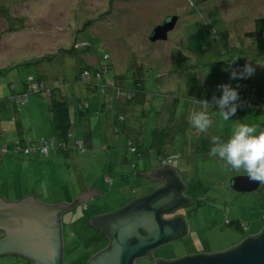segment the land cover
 Instances as JSON below:
<instances>
[{
  "label": "rangeland",
  "instance_id": "1",
  "mask_svg": "<svg viewBox=\"0 0 264 264\" xmlns=\"http://www.w3.org/2000/svg\"><path fill=\"white\" fill-rule=\"evenodd\" d=\"M171 15L179 21L169 39L151 43L150 33ZM262 17L264 0H0V152L9 147L26 156L3 157L0 198L19 202L32 194L38 202L59 205L72 204L89 188L98 192L91 197L94 204L79 202L61 216L64 263L86 264L110 242L89 220L149 194L158 182L141 173L166 165V159L193 201L177 211L189 233L137 264L224 252L258 235L264 227V184L253 193H236L228 180L246 174L226 169L209 152L210 137L228 139L236 121L264 130V53L247 34ZM75 44L81 50L74 55L59 51ZM106 55L111 66L103 84L95 81L96 71L76 82L85 63L102 69ZM246 64L254 68L251 76L231 78ZM62 82L76 101L77 134L71 142L83 146L74 143L67 156L51 150L42 158L41 148L56 138L45 95L62 91ZM36 84L40 89L34 93L30 85ZM223 84L237 89L241 106L229 121L212 113L214 125L200 133L189 124L191 112L199 110L194 97H220ZM81 97L89 103L86 112ZM89 118L91 137L84 127ZM17 142L38 152L19 153ZM239 223L247 228H237ZM0 264L30 263L4 256Z\"/></svg>",
  "mask_w": 264,
  "mask_h": 264
},
{
  "label": "water",
  "instance_id": "2",
  "mask_svg": "<svg viewBox=\"0 0 264 264\" xmlns=\"http://www.w3.org/2000/svg\"><path fill=\"white\" fill-rule=\"evenodd\" d=\"M178 16H172L153 29L151 43L165 42L176 28ZM5 155H0L1 157ZM142 176L162 184L150 194L132 200L121 209L91 218L89 225L104 234L109 246L95 254L87 264H137L163 246L183 240L189 226L183 216L167 220L177 210L192 204L185 197L187 187L173 166L154 168ZM236 193L249 194L262 184L246 175L229 181ZM88 192L72 204L47 205L29 195L19 202L0 198V257L16 256L30 264H65L61 216L77 203L89 200L98 192ZM95 191V190H94ZM156 264H264V227L258 235L249 236L224 252L198 253L176 260L156 259Z\"/></svg>",
  "mask_w": 264,
  "mask_h": 264
},
{
  "label": "clouds",
  "instance_id": "3",
  "mask_svg": "<svg viewBox=\"0 0 264 264\" xmlns=\"http://www.w3.org/2000/svg\"><path fill=\"white\" fill-rule=\"evenodd\" d=\"M253 73L254 68L246 64L239 72L233 70L231 78H244ZM218 87L222 90V95L220 97L214 95L211 101L198 100L194 97V102L199 105V110L191 112L189 124L200 133H207L214 125L212 113H218L222 120L229 121L241 106L237 89L232 88L229 84ZM213 105L216 107V111L212 110ZM210 143L212 146L209 155L222 161L226 169L246 174L249 180L264 184V130H259L257 125L236 121L228 139L212 135ZM165 163H169V161Z\"/></svg>",
  "mask_w": 264,
  "mask_h": 264
},
{
  "label": "trees",
  "instance_id": "4",
  "mask_svg": "<svg viewBox=\"0 0 264 264\" xmlns=\"http://www.w3.org/2000/svg\"><path fill=\"white\" fill-rule=\"evenodd\" d=\"M172 16H176V15H171V16L166 17L164 22L166 20H168ZM177 24H178V22H177ZM247 34H248V37H250V38H252V39H254V40H256L258 42V45L261 48V51L264 53V17L256 19V21H255V29L253 31L247 33ZM150 35H151V33H150ZM168 39H169V37H168ZM76 47L77 46L75 44V46L72 49L70 47L67 48V49H63L62 48L59 51L61 52L63 50V52H64L63 56L74 55L76 50L80 49V48H76ZM108 56L109 55H106L104 57V59L101 61V62H103L102 69L90 67L91 64L85 63V67L84 68H80V72H79V75L77 76L76 82L80 83L79 81L82 79L81 77L86 78L87 76H89V74H90V77L92 78L93 77L92 74L96 71L95 81H98L100 79L99 80V84L100 83L103 84L104 83V76H103L104 72L105 71H109L110 70V66H111V65L108 64L109 60H106V59H108ZM54 57H56L55 54H53L52 57H49V58L53 59ZM45 58H48V57H45ZM82 66H83V64H82ZM98 70H99V72H98ZM94 84H96V83H94ZM190 84H193V83L191 82ZM96 85H98V84H96ZM191 92H194V91L192 90ZM200 92H201L202 95L204 94V92L202 90ZM57 95L58 94L56 93V97H57ZM51 108H52V113H53V116H54L56 132L61 134L60 138L62 139V142H65L66 145L69 147L68 138H69V135L72 132V127H73L72 126L73 122H72V118H71V114H70V109H69L67 103L64 100H62V99H53V101L51 103ZM67 150H68V148L66 150L60 151L58 153L67 154ZM166 161H167L166 159L162 160V162H166ZM94 203H95V201H94ZM232 224H234V222L230 221V225H232ZM245 226L246 225L244 223H239L237 227L243 228Z\"/></svg>",
  "mask_w": 264,
  "mask_h": 264
},
{
  "label": "crops",
  "instance_id": "5",
  "mask_svg": "<svg viewBox=\"0 0 264 264\" xmlns=\"http://www.w3.org/2000/svg\"><path fill=\"white\" fill-rule=\"evenodd\" d=\"M79 84V83H78ZM70 86H71V84H69ZM60 86H63V90L62 91H60V89L58 88V92H56L58 95H57V97H56V95H55V93L54 92H46L47 93V95H45L46 97H48L49 98V100L48 101H51V103H52V101H53V99H62V100H64L66 103H67V105H68V107H69V109H70V114H71V118L73 117V119H74V123L72 124V126H74V128H72V132H71V134L69 135V138H68V141H69V144H70V150H71V152H70V150L67 152V154H69V153H73L74 151L73 150H75L74 149V143L75 142H71V138H74V136L77 134L76 133V126H77V111L75 110V106H76V101H75V97H74V95H71V94H68V92L66 91L67 90V88L64 86V82H62V83H60L59 84V86L58 87H60ZM50 89V88H49ZM49 89H47V91L49 90ZM50 91V90H49ZM42 92V91H41ZM63 93V94H62ZM55 98H54V97ZM81 99V106L83 105L84 107H85V112L87 111V104H89L88 103V101L87 100H85L84 98H79V100ZM27 101H30V96H29V99L27 100ZM86 103V104H85ZM98 103H99V101H94V104L93 105H98ZM110 103H111V105H112V103H113V101H110ZM0 110H1V108H0ZM71 111H72V113H71ZM73 119H72V122H73ZM82 120V119H81ZM51 125L53 126V128L55 129L56 128V126H55V122H54V116H52V120H51ZM90 126H92L91 125V118H89V120H88V123H86V124H84V127H85V130H86V136L89 134V136H87V137H91V130H90ZM18 127L19 128H23L24 127V123H23V121L22 120H20V122H19V125H18ZM84 133H85V131H84ZM53 137H56L55 139H61L60 137H61V134L60 133H57L56 132V129H55V134H54V136ZM18 138H20V139H15V140H19V141H23V142H26V140L27 141H29V140H33V139H25V138H22V137H18ZM15 140L12 142V143H10L11 145H13V143L15 142ZM62 140V139H61ZM27 144V143H26ZM3 149H8V151L6 152V153H2V152H0V155H5V156H9V155H11V156H22V155H18L16 152H13V151H11L10 150V148L9 147H6V148H3ZM64 155H66V154H64ZM5 156H2L1 157V160H0V163L2 162V160H3V157H5ZM67 156V155H66ZM22 157H26V156H22ZM37 157H42V155H37ZM44 157H47V156H43L42 158H44ZM49 157V156H48ZM32 158V157H31ZM33 158H35V156H33ZM8 163H9V165H12V161H8ZM161 166H164V165H161ZM165 166H167V165H165ZM93 197H96V196H93ZM89 203L90 204H94V199L93 198H91V199H89ZM264 208V207H263ZM264 219V218H263ZM246 225V224H245ZM246 228H247V225L245 226ZM237 228H240V227H237ZM241 230H244L243 228H240ZM96 232H98V233H101V232H99V231H97V230H95ZM93 257V256H92ZM91 257V258H92ZM90 258V259H91ZM89 259V260H90ZM89 260L87 261V262H89Z\"/></svg>",
  "mask_w": 264,
  "mask_h": 264
},
{
  "label": "built area",
  "instance_id": "6",
  "mask_svg": "<svg viewBox=\"0 0 264 264\" xmlns=\"http://www.w3.org/2000/svg\"><path fill=\"white\" fill-rule=\"evenodd\" d=\"M33 78H31V82H33ZM30 88L32 90V92H38L40 89V85L36 84V85H30ZM19 104H23V100L20 98ZM50 146V147H49ZM77 147L81 148L83 145L81 143H77L76 144ZM68 148V146L66 145L65 142H62V140H57L55 138H53L51 140V143H46L45 147L41 148L40 153L47 156L51 150L56 151V152H60L63 150H66ZM15 150L19 153H23L25 155H30L31 153H37L38 149L34 147V145L31 146V148H27V147H23L19 142L16 143L15 145ZM3 151L6 153L7 149H3ZM3 152V153H4ZM164 164H167L164 162Z\"/></svg>",
  "mask_w": 264,
  "mask_h": 264
},
{
  "label": "flooded vegetation",
  "instance_id": "7",
  "mask_svg": "<svg viewBox=\"0 0 264 264\" xmlns=\"http://www.w3.org/2000/svg\"><path fill=\"white\" fill-rule=\"evenodd\" d=\"M160 167H163V166H160ZM230 179H231V178H230ZM230 179L228 180V182L230 181ZM153 186H154V185H153ZM161 186H162V184L158 182V186L155 187V188H152L151 191L149 192V194H150L151 192H153L154 190H156L157 188L161 187ZM188 188H189V187H188ZM135 199H136V198H135ZM177 211H178V210H177ZM177 211H176L174 214H172V215H166V216H164V218L167 219V220H170V219L175 218L176 216H179L178 213H177ZM0 236H1V234H0ZM155 252H156V251H155ZM155 252L152 253L151 255H154ZM146 258H150V257H146ZM153 260H154V262H155V261H156V258H153ZM155 263H156V262H155ZM86 264H87V263H86Z\"/></svg>",
  "mask_w": 264,
  "mask_h": 264
}]
</instances>
